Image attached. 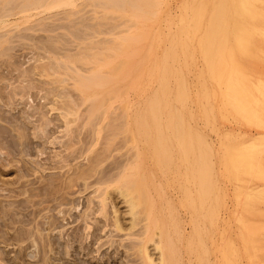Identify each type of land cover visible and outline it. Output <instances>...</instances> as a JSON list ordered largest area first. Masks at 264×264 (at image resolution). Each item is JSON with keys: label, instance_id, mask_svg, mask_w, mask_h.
I'll list each match as a JSON object with an SVG mask.
<instances>
[{"label": "rangeland", "instance_id": "374dc122", "mask_svg": "<svg viewBox=\"0 0 264 264\" xmlns=\"http://www.w3.org/2000/svg\"><path fill=\"white\" fill-rule=\"evenodd\" d=\"M11 1L12 3L15 2L14 0ZM241 1L156 0L154 7L150 8L151 12L146 13L142 9L138 14H133L130 11V7H124V10H127V12L125 11L122 14L115 9L105 12L99 0H70L69 5L56 4L55 2L49 6L48 3V8L42 9L41 15L33 18L30 17L31 19L29 18V14L26 20H24V17L27 15L10 17L9 20L12 21L23 16L22 20L18 18V21L9 23L6 28V24L3 25L0 22V35L8 30L11 31L9 43L7 42L8 44L0 47V98L5 102L3 103L0 100V111L2 110L0 115L4 114L6 119L12 118V116L22 118V111L34 112L35 116L43 111L42 113L45 114L44 118L48 119L47 124V120L44 121L45 119H43V122L46 124V126H43V123L41 124L43 129L40 122L38 125V122L34 121L35 118L34 120L30 118L34 122H28V120L25 126L27 129H23L24 131L20 128L14 129L8 123L0 120V264H145L138 259L139 257L134 254L131 248L129 249L135 240V232L138 234L141 226H137L134 230L132 229V232L128 231V227L130 229L129 224H131V216L127 214L128 206L124 203V199L120 197L119 189L112 183L114 179L116 180L122 169L121 166L126 164L128 158L134 161L135 164L133 163L127 172L129 175L132 174L131 176L134 179L137 178V181L135 180L137 185L135 186L136 182L133 184L142 193V197H145H140V192V195L137 194V191L134 193L140 203L143 202L139 205L140 214L137 220L141 222V225L143 223L149 228V236L145 238V242L147 243L146 246L149 253L152 255L151 258L155 259V263L157 262L159 253L154 250L153 241H158V239L164 248V256L170 262L169 264H176L179 254L183 261L187 257L188 244L183 237L180 239L179 231L186 228L185 224L188 223L187 188L188 186H199L197 183L198 178L195 182L188 175L191 153L186 148L192 145L190 143L200 146L202 145L200 144L201 142H205L207 150L204 153L203 160L207 168L206 175L210 179L206 186H233L234 184L238 186H253V182L264 184V174H261L263 175L261 176L255 173V176H253L252 172L254 171H251V176L256 178L259 175L260 178L258 177V179L260 180H255L249 176L250 172L244 174L245 176L249 174L247 177H241L237 174L239 176L237 178L233 175V173H237L235 169L242 165L240 162L242 160V157L240 158V155H242L241 151L238 155L234 154L235 156L237 155L235 158L239 162L231 158L226 170L224 172L223 169L220 170L223 150L228 149L233 153L235 152L234 149L238 148L237 150H239L241 145V142L236 140L233 135L224 134L221 130L228 126L229 123L251 127L250 119H252V117L249 118L251 116L250 113L246 114V112L250 110V103L247 102L251 101L254 54L251 51L253 48L250 49V47H253L251 43L253 17L251 16L252 18L250 19L249 15L252 13L247 14L248 12H245L247 9L240 10L242 6L239 7L238 4L247 0ZM8 2L9 0H1L0 3H5L4 5H6ZM227 4H237L238 6H228ZM96 5L99 7H96ZM214 5L215 10L213 8ZM2 6L3 4L0 5L1 9ZM217 8H222V10L227 12V15L225 14L224 17L225 24L223 30L226 32H223V34L221 32L212 33L210 30L212 26L211 22L215 18L212 14ZM241 16L244 17L242 18ZM244 18L247 19L245 20ZM38 21L42 22V25H39ZM179 21L182 23L180 24ZM16 22L19 23H17L18 26ZM3 26L4 28H2ZM43 26L46 30H43ZM178 28L181 29L178 30ZM241 30H244L245 33ZM94 31L97 33L94 34ZM127 32L132 37L137 35L133 37H137L133 41L136 43V49L134 48L135 45L131 49L133 54L135 53L134 51L138 50V53L136 52L137 56L134 54L136 57H133V54L131 56L129 54L115 59L113 51H107L105 47H121L119 36L126 37L128 36ZM145 35L148 36L147 39ZM74 36L78 38L84 36V38H76L78 39L76 40ZM224 38L226 39L225 42ZM237 39L239 43L242 39L244 44H247L245 47H249L251 43L248 51L243 44L237 43V45H234ZM249 40L250 42L248 43L247 41ZM137 41L142 43H137ZM107 42L108 46L107 44L104 45ZM223 42L225 46H223ZM89 43H93L90 44L91 50H86L89 49ZM96 43L98 48L97 46L95 47ZM100 44L101 47L99 46ZM79 45L80 48L78 47ZM238 45L241 46L238 48ZM233 46L234 48H232ZM9 47L10 49H8ZM221 48L222 50H220ZM240 48L245 49L242 51ZM67 49L70 50L67 51ZM163 50L165 51L163 52ZM56 51L60 53L57 54ZM50 52H53L54 56ZM67 54L68 56L69 54L71 55L70 57L74 64L76 62L80 63L74 65L72 62H65L66 58H61L62 64L56 61L58 56H67ZM91 54H98V59L100 57V60L83 66L81 61L85 63L86 59L92 58L91 56L93 55ZM236 54L238 58H236ZM79 57L81 60H78ZM231 57L232 60L234 59L233 61H229ZM118 58H120L121 62ZM130 59L133 60L130 61ZM260 59V66L264 68V55ZM227 62L228 65L225 64ZM60 65L65 66V68L63 66L59 67ZM223 65H226L228 68L226 69ZM98 66L103 67L98 68ZM78 67L86 71L84 72ZM93 67L98 68L99 71L97 72L103 75L108 74L112 76L115 73L113 76L118 75L120 77L122 75L123 79L126 78L125 81L122 79L121 84L117 87L119 89L118 94L110 92L107 89L106 91L103 87H93L85 93L80 92L75 84L77 82L75 79L79 80L77 75L80 73V75L86 76L84 78H87L90 75L87 70ZM223 69L224 72L222 73ZM238 70L242 74L240 72L235 73ZM125 71L127 72L126 77L124 76ZM138 72H140L139 75L137 74ZM100 73L98 74L101 75ZM232 75L234 77H229ZM244 76L247 77V82L243 78ZM232 78L234 80L237 78L238 82H234L238 83L237 85L232 83ZM239 81L241 82L240 84L244 85L240 87H246L244 89L247 95L245 98L248 97V100L242 101L243 107L240 102L236 108L234 107V110H236L234 111L233 106L227 105L228 102L229 104L231 102L227 100L228 96H224L230 94L228 93L229 91H234L238 87ZM21 82L27 85V89L25 88L26 90H24L26 93H24V98L16 97L13 102L11 101L10 104H7L8 93L13 90V87L19 86ZM223 83L225 85L228 84L227 87H223ZM126 84L128 85L126 86ZM231 85L233 88L230 87ZM180 86L182 92L179 90ZM224 88H226L227 92ZM134 89L141 91L139 97L141 101L149 100L150 98H154L153 100L150 99L152 101L155 98L160 99H156L157 101H162L160 111L158 108L153 109L154 113L158 111V115L153 113V115H157L156 118L153 115L151 117L152 109L146 108L144 104L141 105V110L145 106L141 111L144 113V115L142 114L144 118L142 121L154 123L157 120L158 122V116H160L162 118H159V123L163 124L166 131L160 137L158 136L159 138L156 137L157 135L148 132L138 137L139 158L137 162L134 160L136 159L137 150L133 148L134 144L131 142L130 136L116 134L124 121L122 112L125 105L120 104V99H124L125 97L132 99L128 111L129 113H132L134 110L133 113L137 112L136 109L139 104L136 101L137 96H135ZM153 90H155V93L152 92ZM107 92L108 94H106ZM185 93L186 96H183ZM100 96L102 97L100 98ZM95 98L98 99L95 100ZM244 102H246V105ZM108 103L112 105L109 112L104 107ZM95 105L97 107L102 105V108L90 117L89 110ZM239 105L241 107L239 109H245L247 106L248 108L243 112L238 109ZM69 107L74 108L73 110L76 109L77 116H68L69 119L67 120L71 122L67 126L61 114L65 112L64 110H69ZM175 109H177L180 115L178 112L175 113ZM243 116L244 118H241ZM184 120L187 121L186 124ZM16 122L19 124L18 120ZM206 122L207 124L209 123L208 127ZM178 123H183L184 126L186 125V128L188 125H191V129H188L193 132L190 134L189 130L185 128L186 131L183 132H187V135L184 134L183 137H178L179 139L181 138L180 142L179 139L173 136L171 130L173 124ZM195 124L199 125L200 130L197 131L194 128ZM98 129H100V133ZM115 134L116 136L113 138ZM191 135L192 137H190ZM161 137L165 140L162 141ZM182 138L187 140V145L186 141ZM11 139L17 145L12 146ZM247 139V137H244L242 140L247 142ZM182 140L184 143H182ZM116 142L117 144H115ZM160 143L165 147H161ZM182 144L183 146L185 144V149L182 147ZM14 147H17L16 150L12 149ZM163 148L167 152H161ZM24 149L27 153L24 152ZM160 149L161 151H159ZM245 151L249 153L251 145L246 144ZM244 153L242 155L243 159L244 155L247 154L246 152ZM205 160L207 161L205 162ZM231 160L236 162V164L234 163L232 166L230 164L233 163ZM230 168L231 170H229ZM257 172L259 171L257 170ZM232 176L233 178H231ZM140 178H142V184L138 182V180L141 181ZM240 179L242 181L239 182ZM108 181H112L108 189L104 185L99 186V183H109ZM102 188L106 189L107 196L109 195L106 203V216H102L99 211L101 203L99 199L100 195L98 194L102 193ZM241 194H243L242 199L244 196H246L244 197L245 200L246 198L247 200L249 199L247 197L249 196L248 191H244ZM154 213L155 218L153 217ZM142 214L145 215L143 216ZM244 215L245 218L251 221H256L259 218L249 212ZM115 219L119 221L122 230L118 231L113 227ZM262 221L264 223V220ZM154 222L157 227H154ZM256 233L258 231L254 233V238L252 239H256L257 244L255 242L253 245L258 247L259 243H264L262 242L264 241V233L260 231L258 233L259 236H255ZM261 236L263 237L260 241ZM169 239L171 244L168 243ZM252 242L254 243L253 240ZM210 243L211 240L206 241V245H210ZM169 245H171V249ZM263 251L258 248L256 253L259 256L263 254ZM172 261L175 262L173 263Z\"/></svg>", "mask_w": 264, "mask_h": 264}, {"label": "bare ground", "instance_id": "6f19581e", "mask_svg": "<svg viewBox=\"0 0 264 264\" xmlns=\"http://www.w3.org/2000/svg\"><path fill=\"white\" fill-rule=\"evenodd\" d=\"M4 1V0H3ZM8 1V0H6ZM15 4L12 3L11 0H9L8 3H6V5H4L5 3H2L3 6H2V9L0 8V22H2L3 25L6 24L5 28L8 27L7 25L13 21H18V18L14 19V20H9L10 17H16L18 15H27L26 17H24L26 20L28 18V14H29V18L30 17H35V16H39L41 15L42 13V9L44 8H48V3H49V6L50 4L52 3H55L58 4L60 3L61 5L62 4H65V5H69L70 4V0H20L18 2H16V0H14ZM98 1V0H97ZM101 1V5L103 7V10L105 12L109 11L110 10H118L120 11L122 14L125 13V11L127 12V10H124V7L125 8H129L130 7V11L133 13V14H138L139 11L142 9L144 10V12L148 13L151 9L150 8H153L154 7V2L156 0H99ZM239 1V0H237ZM241 1V0H240ZM245 1V0H243ZM1 2V0H0ZM225 2V1H223ZM242 2V1H241ZM226 3V2H225ZM230 3V2H229ZM239 3V2H238ZM237 3V4H238ZM0 3V5H2ZM9 4V5H8ZM157 4V3H155ZM235 4V5H230V4H227L228 6H238L242 8L241 9H247L245 10V12L247 11L249 14L250 12L252 14H250V19L253 17V21H252V38H251V43L253 45V47H250L253 48V50L251 49V51H253V54H254V60H253V73H252V84H251V94L250 92L247 91V93L250 94L251 96V101L247 102V103H250V110L249 112H246L247 113H250V117H252V119H250L251 121V127H244V126H240V125H232V123H229L228 126L224 127V129H222V133L224 134H231L234 136V138L236 140H239L241 142V145H240V149L237 150L238 148H235L234 151L232 153V151L228 150V149H224L223 150V154L222 155V159H221V162H220V170L223 169V172L226 170V167H227V164L229 163L230 159L233 158V160H235L236 162L238 161L237 158H235L241 151V154H245L244 152L247 153V151H245V145L248 144V145H251V151L249 153H247L246 155H244V159H243V156L240 155V158L243 160H241V166L240 167H235L237 170V173L235 171L236 174L233 173L234 176H236L237 178L239 176L243 177L245 176L244 174L245 173H249L248 175L251 176L252 173L254 174L253 176H255V173L261 175V174H264V68H262L260 66V62H261V59L260 57L262 55H264V0H247L243 3H240V4ZM98 5H100L98 3ZM96 5V7L98 6ZM224 5V4H222ZM226 5V7H227ZM127 6V7H126ZM159 6V5H158ZM99 7V6H98ZM162 7V6H161ZM244 7V8H243ZM51 8V7H49ZM160 8V7H159ZM214 10H215V5H214ZM224 9V8H223ZM226 10V9H225ZM242 10V11H243ZM155 11V10H154ZM227 11V10H226ZM229 11V10H228ZM93 12V10H92ZM99 12V11H98ZM103 12V11H102ZM108 12V13H109ZM151 12V11H150ZM188 12V11H187ZM214 12V11H213ZM245 12H244V16H245ZM74 13V12H73ZM76 13V12H75ZM114 13V12H113ZM227 12H225L224 10H222V8H217V10L212 14L214 15V21L211 22V32L214 33V32H218V33H222L223 32L225 33L226 31H223L224 30V17H225V14ZM240 13V12H239ZM242 13V12H241ZM69 15V14H68ZM77 15V14H76ZM95 15V14H94ZM129 15V14H128ZM165 15V14H164ZM188 15V14H187ZM211 15V14H210ZM227 15V14H226ZM241 15V14H240ZM74 16V15H73ZM142 16V15H141ZM154 16V15H153ZM173 16V15H172ZM180 16H182L180 14ZM185 16V15H184ZM230 16V14H229ZM244 16H241L242 18ZM252 16V17H251ZM23 17V16H22ZM22 17L20 18L22 20ZM93 17V16H92ZM136 17V16H135ZM246 17L248 18V16L246 15ZM12 18V19H13ZM98 18V17H97ZM141 18V17H140ZM179 20H180V17L178 16ZM182 18V17H181ZM184 18V17H183ZM234 18V17H233ZM246 18V19H247ZM31 19V18H30ZM29 19V20H30ZM94 19H96L94 17ZM188 19V17H187ZM245 19V18H244ZM245 19V20H246ZM249 19V18H248ZM21 20H19L21 22ZM41 20V19H40ZM148 20V19H147ZM213 20V19H212ZM226 20V19H225ZM228 20V19H227ZM28 21V20H27ZM42 21H44L42 19ZM46 21V20H45ZM135 21V20H134ZM169 21V20H168ZM182 21V20H181ZM230 21V20H229ZM228 21V22H229ZM39 22V25L42 23L40 21ZM178 22V20H177ZM15 23V22H14ZM18 22H16L17 24ZM180 23V21H179ZM182 23V22H181ZM180 23V24H181ZM13 24V23H12ZM19 24V23H18ZM17 24V26H18ZM75 24V23H74ZM138 24V23H137ZM184 24V22H183ZM187 24V23H186ZM198 24V23H197ZM209 24V23H207ZM229 24V23H228ZM11 25V24H10ZM9 25V26H10ZM15 25V24H13ZM37 25V24H36ZM42 25V24H41ZM76 25V24H75ZM83 25V24H82ZM139 25V24H138ZM137 25V26H138ZM166 25V24H165ZM200 25V24H199ZM205 25V23H204ZM231 25V24H230ZM246 25V24H245ZM1 26V24H0ZM12 26V25H11ZM145 26V25H144ZM177 26V25H176ZM179 26V25H178ZM35 27V26H34ZM38 27V26H37ZM36 27V28H37ZM77 27V26H76ZM143 27V26H142ZM180 27V26H179ZM183 27V25H182ZM181 27V28H182ZM229 27V26H228ZM227 27V28H228ZM238 27V26H237ZM4 28V26L2 27ZM16 28V27H15ZM58 28V27H57ZM55 28V29H57ZM137 28V27H136ZM135 28V29H136ZM181 28H178V30H180ZM195 28V27H194ZM226 28V30H227ZM39 29V28H38ZM44 26H43V30H44ZM48 29V28H47ZM133 29V28H132ZM134 29V30H135ZM142 29V28H141ZM148 29V28H147ZM177 29V28H176ZM32 30V29H31ZM40 30V29H39ZM46 30V29H45ZM93 30V29H91ZM100 30V29H99ZM149 30V29H148ZM170 30V29H169ZM174 30V29H173ZM73 31V30H72ZM97 31V30H96ZM140 31V30H139ZM167 31V30H166ZM187 31V30H186ZM229 31V30H227ZM234 31V30H233ZM232 31V32H233ZM241 31H244V30H241ZM247 31V30H246ZM74 32V31H73ZM99 32V31H98ZM174 32V31H172ZM97 33V32H96ZM95 31H94V34H96ZM104 33V32H102ZM106 33V32H105ZM128 33V32H127ZM131 33V32H130ZM138 33V32H137ZM147 33V32H146ZM176 33V32H175ZM186 33V32H185ZM239 33V32H238ZM241 33V32H240ZM245 33V31H244ZM107 34V33H106ZM123 34H124V31H123ZM167 34V33H166ZM235 34V33H234ZM243 34V33H241ZM247 34V32H246ZM11 35V31H6L4 34H1L0 35V47H2L4 44H8L9 43V36ZM128 36L126 37H120L119 36V39H121V47L119 46V48H112V47H109L108 46V42L105 43L104 45L107 44L108 47H105V50L107 51H110L112 52L114 55L113 57L115 59H117V57L119 56H127L130 54V56L133 54V51H131L132 47L136 44L134 43L133 41H135V38H133L134 36H137V35H134L132 37L131 34H127ZM210 35V34H209ZM248 35V34H247ZM251 35V34H249ZM122 36V35H121ZM146 36V35H145ZM175 36V35H174ZM182 36V35H181ZM228 36V35H227ZM245 36V34H244ZM75 37V36H74ZM88 37V35H87ZM139 37V35H138ZM157 37V36H156ZM162 37V36H161ZM164 37V36H163ZM166 37V36H165ZM168 37V35H167ZM185 37V36H184ZM189 37V36H188ZM237 38H239L238 36H235ZM246 37V36H245ZM250 37V36H249ZM78 38L77 36L75 37V39ZM81 38H84V36L82 37H79L78 39H81ZM148 38V36H146V39ZM76 39V40H78ZM117 39V38H116ZM85 40V39H83ZM111 40V39H110ZM137 40V39H136ZM165 40V39H164ZM177 40V39H176ZM186 40V39H185ZM238 40V39H237ZM237 40L235 41L236 44L234 45H237V43H239V40L237 42ZM107 41V40H106ZM105 41V42H106ZM166 41V40H165ZM178 41V40H177ZM226 41V39L224 38V42ZM245 41V40H244ZM8 42V43H7ZM101 42V41H100ZM112 42V41H111ZM110 42V43H111ZM223 42V44H224ZM229 42V41H228ZM242 39H241V42L239 44H243L244 47L247 45V44H244V42L242 43ZM248 43L250 42L247 41ZM246 42V43H247ZM83 43V42H81ZM103 43V42H102ZM101 43V44H102ZM137 43H142V42H138ZM78 44V43H77ZM76 44V45H77ZM80 44V43H79ZM90 44H93V43H89V49H86V50H91L90 48ZM99 44V43H98ZM101 44L99 45L101 47ZM194 44V43H193ZM192 44V45H193ZM75 45V47H76ZM81 45V44H80ZM80 45L78 46L80 48ZM83 45V44H82ZM228 45V44H227ZM7 46V45H6ZM85 46V44H84ZM86 46H87V43H86ZM97 46V43L95 45V47ZM117 46V45H116ZM139 46V45H138ZM137 46V47H138ZM190 46V45H189ZM207 46V45H206ZM225 46V44L223 45ZM222 46V47H223ZM241 46V45H240ZM238 45V48L240 47ZM94 47V46H93ZM136 47V45L134 46V48ZM194 47V46H193ZM228 47V46H227ZM243 47V46H242ZM249 47H245L247 48V51H248V48ZM98 48V46H97ZM189 48V47H188ZM225 48V47H224ZM234 48V46L232 47ZM237 48V47H236ZM245 48H240V50H244ZM10 49V47L8 48ZM7 49V50H8ZM66 49V48H65ZM93 49H96V48H93ZM92 49V50H93ZM136 49V48H135ZM142 49V48H141ZM166 49V48H165ZM6 50V51H7ZM70 50V49H67V51ZM78 50V49H77ZM100 50V49H99ZM222 50V48L220 49ZM225 50V49H223ZM84 51V50H83ZM96 51V50H95ZM140 51V50H139ZM165 50H163L164 52ZM57 52V51H56ZM101 52V51H100ZM135 55L137 56V53H138V50L134 51ZM137 52V53H136ZM175 52V51H174ZM224 52V51H223ZM230 52V50H229ZM238 52V51H237ZM51 53V52H50ZM60 53V52H59ZM57 52V54H59ZM93 53V52H92ZM97 53V52H96ZM95 53V54H96ZM119 53V54H118ZM191 53V52H190ZM231 53V52H230ZM243 53V52H242ZM51 54H53L54 56V53L52 52ZM82 54V53H81ZM95 54H91L93 56H91L92 58H89V59H86L85 60V63H83L81 61V63L84 65L86 64H90V63H93V61H97V60H100V57L98 59V54L95 55ZM101 54V53H100ZM99 54V55H100ZM108 54V53H107ZM132 55L133 57L135 55ZM224 54V53H223ZM238 54V53H237ZM237 54H236V58L237 57ZM252 54V53H251ZM56 55V54H55ZM88 55V54H87ZM86 55V56H87ZM241 55V54H240ZM57 56V55H56ZM61 56V55H60ZM68 56V54H67ZM62 56V57H59L56 59V61H59L61 63V58H66L65 59V62H72V58L70 57L71 55L69 54V56ZM75 56V55H74ZM89 56V55H88ZM97 56V57H96ZM135 56V57H136ZM76 57V56H75ZM78 57V56H77ZM83 57V56H82ZM112 57V58H113ZM174 57H175V54H174ZM213 57V56H212ZM60 58V60H59ZM110 58V57H109ZM113 58V59H114ZM124 58V57H123ZM122 58V59H123ZM225 58V57H224ZM241 58V56H240ZM239 58V59H240ZM85 59V57H84ZM120 58H118L119 60ZM208 59H210V57H208ZM229 59V57H228ZM238 59V60H239ZM242 59V58H241ZM52 60V59H51ZM55 60V59H54ZM78 60H81L80 57ZM83 60V59H82ZM109 60V59H108ZM133 60V59H132ZM130 59V61H132ZM143 60V59H142ZM206 60V59H205ZM225 60V59H224ZM223 60V62H224ZM234 60V59H233ZM232 60V57L229 61H233ZM77 61V60H75ZM120 61V60H119ZM126 61V60H124ZM139 61V60H137ZM165 61V60H164ZM211 61V60H210ZM64 62V63H65ZM105 62V61H104ZM118 62V61H117ZM121 62V61H120ZM226 62V60H225ZM63 63V64H64ZM74 64V62H72ZM77 63H80V62H76L74 65H77ZM125 63V62H124ZM133 63V62H132ZM138 63V62H137ZM239 63V62H238ZM58 64V63H57ZM62 64V63H61ZM67 64V63H65ZM103 64V63H101ZM131 64V63H130ZM165 64V63H164ZM228 65V62L225 63ZM230 64V62H229ZM236 64V63H235ZM96 65V64H95ZM99 65V64H98ZM104 65V64H103ZM106 65V64H105ZM116 65V63H115ZM123 65V64H121ZM233 65V64H232ZM231 65V66H232ZM241 65V64H240ZM63 65H60L59 67H61ZM69 66V65H68ZM88 66V65H87ZM118 66V65H117ZM144 66V65H143ZM207 66H208V63H207ZM224 67H226V69L228 68L226 65H223ZM239 66V65H238ZM65 68V66H63ZM70 67V66H69ZM99 67H103V66H98ZM108 67V66H107ZM114 67V66H113ZM128 67V66H126ZM138 67V66H137ZM136 67V68H137ZM230 67V66H229ZM75 68V67H73ZM77 68V66H76ZM79 69H81L80 67H78ZM98 68H89L88 73H90V75L87 77V78H84L86 76H83V75H77L79 80L76 78L75 81L77 80V82L75 83L76 84V87L80 90V92H87V90H90L92 89L93 87L97 88V87H103L105 88V90H110V92H116V94H118V86L119 84H121L122 82V79H123V76L122 78L120 79V77L118 75H114L115 73H111L112 76L110 75H103L101 74L100 72H97L99 71ZM111 68V67H110ZM119 68V67H118ZM135 68V69H136ZM207 68V67H206ZM233 68V66H232ZM240 68V67H238ZM242 68V67H241ZM101 69V68H100ZM114 69V68H113ZM121 69V68H120ZM130 69V68H129ZM157 69V68H156ZM164 69V68H163ZM166 69H167V65H166ZM230 69V68H229ZM77 70V69H76ZM82 71H86V70H83L81 69ZM116 70V69H115ZM124 70V69H123ZM122 70V71H123ZM215 70V69H214ZM222 70V69H221ZM235 70V69H234ZM45 71V70H44ZM56 71V70H55ZM72 71H74L72 69ZM101 71V70H100ZM131 71V70H130ZM158 71H159V68H158ZM220 71V69H219ZM232 71V70H231ZM75 72V71H74ZM120 73V71H118ZM141 72V71H140ZM138 72L137 74L139 75ZM164 72V71H163ZM167 72V70H166ZM224 72V69L222 71V73ZM240 70H238V72L235 71V73H239ZM87 73V74H88ZM98 73H100L101 75H99ZM118 73V74H119ZM122 73V72H121ZM126 71H125V74L124 76L126 75ZM134 73V71H133ZM218 73V71H217ZM221 73V72H220ZM230 73V71H229ZM233 73V72H232ZM241 73V72H240ZM210 74V73H209ZM242 74V73H241ZM42 75V74H41ZM40 75V76H41ZM44 75V74H43ZM165 75V74H163ZM216 75V74H215ZM231 75V74H229ZM71 76V75H70ZM209 76V75H208ZM228 76V75H227ZM239 76V75H238ZM243 76V75H242ZM247 76V75H246ZM21 77V76H20ZM23 77V75H22ZM21 77V78H22ZM126 77V76H125ZM166 77V76H165ZM216 77V76H215ZM217 77H218V74H217ZM223 77V75H222ZM229 77H234L233 75L232 76H229ZM237 77V76H236ZM141 78V77H140ZM240 78V77H239ZM243 78H247V77H243ZM242 78V79H243ZM251 78V77H250ZM70 79V78H69ZM128 79V78H127ZM137 79H139L137 77ZM218 79V78H217ZM221 79V78H220ZM236 80H234L232 78V83H234L235 81H237V78H235ZM62 80V79H61ZM73 80V79H72ZM124 81L126 80V78L123 79ZM164 80V79H163ZM219 80V79H218ZM216 80V81H218ZM224 80V79H223ZM234 80V81H233ZM240 80V79H238ZM227 81V79H226ZM225 81V82H226ZM247 82V79L245 80ZM63 82V81H61ZM129 82V81H128ZM182 82V81H181ZM179 82V83H181ZM223 82V81H222ZM224 82V83H225ZM238 82V81H237ZM244 82V83H246ZM223 83V84H224ZM229 83V82H228ZM241 82L239 81V85L237 88H235V90L232 92H229L230 94H226L224 97L228 96L227 100L228 101H231L230 104L229 102L227 103V105H230V106H233V110L236 108V106L240 103L241 106L243 107V103L242 101L243 100H248V97L245 98L247 95L245 93L246 90H244L246 87H240L241 85L243 84H240ZM13 84V83H11ZM63 84V83H62ZM226 84V83H225ZM223 87H227V85H225ZM236 84V83H234ZM233 84V85H234ZM238 84V83H237ZM236 84V85H237ZM108 85V86H107ZM128 84H126L127 86ZM221 85V84H220ZM248 85V84H247ZM246 85V86H247ZM125 86V84H124ZM166 86V85H165ZM244 86V85H243ZM229 87V86H228ZM230 87L233 88V86L231 85ZM249 87V86H248ZM27 89V85L23 84L21 82V84L19 86H16L15 88L13 87L9 93H8V96H7V104H10L11 101L13 102L14 99H16V97H22V99L24 98V93ZM94 88V89H95ZM167 89H169L168 87H166ZM176 88V87H175ZM243 88V89H242ZM156 89V88H155ZM179 89V88H177ZM226 88H224L225 90ZM229 89V88H228ZM98 90V89H97ZM106 90V91H107ZM124 90V88H123ZM157 90V89H156ZM181 91V86H180V89ZM223 90V91H224ZM24 91V92H23ZM128 91V90H127ZM163 91V90H162ZM178 91V92H180ZM209 91V90H208ZM221 91V90H220ZM227 92V90H225ZM224 91V92H225ZM94 92V91H93ZM153 93H155V90L152 91ZM175 92V91H174ZM182 92V91H181ZM184 92V91H183ZM225 92V93H226ZM53 93V92H52ZM134 93H135V96H137L136 98V101L137 103L139 104V106L137 107V112L135 113H129L128 109H130V106L129 104L131 103V100L132 99H129L128 97H125L124 99H120L121 102L120 104H124L125 106H123V109L124 111L122 112V118H123V122L122 124L120 125V128L117 130L116 134L118 133L119 135H124V136H130V139H131V142L134 144V147L135 150H137V155H136V159H134L136 162L139 158V153H138V148H139V142H138V137L139 136H142L145 134V132H148V133H153L154 135H157L156 137L159 138L163 133H165L166 131L164 130V127H163V124L162 123H159V118H162L160 116H158V122L157 120L154 121V123H147L146 121H142L144 118L142 117V114L144 115V113H142L141 111L143 110V107L142 110H141V105H146V108H150L152 109V113H151V117L156 116L158 115V111H156L157 113H154L153 109H157L158 110L161 108V104H162V101H157V100H160L158 98H155L154 101L152 100H144V101H141L140 100V95H141V91L137 90V89H134ZM222 93V92H221ZM26 94V93H25ZM101 94V93H100ZM99 94V95H100ZM108 94V92L106 93ZM181 94V93H180ZM190 94V93H189ZM103 95V93H102ZM175 95V94H174ZM182 95V94H181ZM180 95V96H181ZM56 96V95H55ZM90 96V95H89ZM96 96V95H94ZM129 96V95H128ZM152 96V95H151ZM154 96H156L154 94ZM153 96V97H154ZM183 96H186V93L185 95L183 94ZM213 96V95H212ZM57 97V96H56ZM97 97V96H96ZM102 96H100L101 98ZM108 97V96H107ZM157 97V96H156ZM90 98V97H89ZM99 98V97H98ZM98 98H95L98 99ZM115 98V97H114ZM62 99V98H61ZM67 99V98H66ZM116 99V98H115ZM118 99V98H117ZM157 99V100H156ZM203 99V98H202ZM214 99V98H213ZM0 100H2L1 102H3V99L0 98ZM20 100V99H19ZM69 100V99H68ZM86 100V98H85ZM94 100V101H95ZM174 100V98H173ZM176 100V99H175ZM225 100V99H223ZM9 101V102H8ZM114 101V99H113ZM157 101V103H156ZM210 101V100H209ZM226 101V100H225ZM91 102V100H90ZM98 102V101H97ZM96 102V103H97ZM101 102V101H99ZM119 102V101H118ZM5 103V102H3ZM95 103V102H94ZM106 103V102H105ZM226 103V102H225ZM246 102H244L245 104ZM78 104V103H77ZM99 104V103H98ZM232 104V105H231ZM76 105V104H75ZM104 105V104H103ZM246 105V104H245ZM92 107V106H91ZM106 111L109 112V110H111L112 108V105L111 103H108L107 105L104 106ZM229 107V106H228ZM235 107V108H234ZM64 108V107H63ZM70 108V107H69ZM102 108V105L101 106H94L92 107L90 110H89V116L91 117L93 114H95V112L99 111L100 109ZM220 108V107H219ZM241 108L240 105L238 106V109ZM248 108V106H247ZM247 108H242V109H239L241 111H246ZM14 109V108H13ZM30 109V108H29ZM74 108H70L69 110L66 109L64 110L65 112H63L61 114L62 118L64 119V123H66V125L68 126L69 125V119L68 116H77V113H76V109L73 110ZM237 109V110H238ZM16 110V108H15ZM31 110V109H30ZM43 110V109H42ZM52 110V109H51ZM86 111V109H84ZM238 110V111H239ZM2 111V110H1ZM0 111V112H1ZM102 111V110H101ZM160 111V110H159ZM173 111V110H172ZM175 113H177V109H175ZM216 111V110H215ZM236 111V110H234ZM240 111V113H241ZM21 112V111H20ZM22 118H16V116H12V118H7L4 116V114H1L0 115V120L1 121H4V123H8L9 126H12V128H20V129H27L25 128L26 126V122H38V125H39V122H40V125L42 124L43 126H46V124L48 123V119H45L44 118V115L41 111V113H38L37 116H35V113L34 112H24L22 111ZM107 112V113H108ZM121 112V111H120ZM4 113V112H3ZM37 113V111H36ZM154 114H157V115H153ZM171 113V112H170ZM222 113V112H221ZM238 113V112H236ZM109 114V113H108ZM121 114V113H119ZM179 114V112H178ZM177 114V115H178ZM20 115V114H19ZM153 115V116H152ZM161 115V114H160ZM171 115V114H170ZM180 115V114H179ZM105 116V115H104ZM237 116V115H235ZM239 116V115H238ZM25 117H26V120H25ZM47 117V115H46ZM81 117V116H80ZM89 117V118H90ZM183 117V116H181ZM30 118H32L34 121H31ZM73 118V117H72ZM82 118V117H81ZM176 118V117H175ZM174 118V119H175ZM241 118H244L241 117ZM246 118V117H245ZM247 117V119H249ZM43 119H45L44 121L47 120L46 124L43 122ZM173 119V120H174ZM177 119V118H176ZM246 119V120H247ZM16 120H18L19 124L16 122ZM182 120V119H181ZM205 120V119H204ZM246 120H244L246 122ZM170 121V120H169ZM186 120H184L185 122ZM202 121V120H201ZM206 121V120H205ZM35 122V123H36ZM89 122V121H88ZM120 122V121H119ZM157 122V123H155ZM183 122V123H184ZM231 122V120H230ZM182 124H173V126L171 127V130H172V134L173 136L176 138V139H179L178 137H183L184 134L187 135V132H183V131H186V130H189V133L192 134L193 132L190 130V126L188 125V127L186 128V125L184 126ZM187 123V121L185 122V124ZM45 124V125H44ZM89 124V123H88ZM109 124V123H108ZM198 124V123H197ZM195 124V129L198 131L200 130L199 128V125ZM249 124V123H248ZM249 124V125H250ZM30 125V124H29ZM37 125V124H36ZM35 125V126H36ZM41 125V126H42ZM50 125V124H49ZM113 125V124H112ZM111 125V126H112ZM182 125H183V128H182ZM206 125L208 127L209 123L207 124L206 122ZM247 125V124H246ZM43 126L41 128H43ZM215 126V125H214ZM40 127V126H39ZM113 127V126H112ZM107 128V127H106ZM111 128V127H110ZM109 128V129H110ZM116 128V127H115ZM118 128V127H117ZM168 128V127H167ZM186 128V130H185ZM190 128V129H188ZM36 129V128H35ZM44 129V128H43ZM114 129V127H113ZM6 130V129H5ZM21 130V132H22ZM116 130V129H114ZM113 130V131H114ZM24 131V130H23ZM99 133H100V129H98ZM21 132H19L21 134ZM110 132H111V129H110ZM23 133V132H22ZM105 133V132H104ZM218 133V132H217ZM19 134V135H20ZM109 134V133H108ZM114 134V133H113ZM116 134L114 135L113 138H115ZM196 134V133H195ZM23 135V134H22ZM112 135V133H111ZM177 135V136H176ZM223 135V134H222ZM21 136V135H20ZM159 136V137H158ZM189 136V134H188ZM203 136V135H202ZM227 136V135H226ZM46 137V136H45ZM155 137V138H156ZM164 137V136H163ZM192 137V135L190 136ZM244 137H247L248 139V143L247 142H244L242 139ZM186 138V136H185ZM189 138V137H188ZM220 138V137H219ZM231 138V137H230ZM138 139V140H137ZM162 139V137L160 138ZM184 139V138H182ZM187 139V138H186ZM184 139L186 141V145L188 144L187 143V140ZM191 139V138H190ZM189 139V140H190ZM223 139V138H222ZM106 140V139H105ZM159 140V139H158ZM165 139H162V141H164ZM246 140V139H245ZM2 141V140H1ZM12 141V139H11ZM14 141V140H13ZM11 142V145L15 146L17 145L14 142ZM161 141V142H162ZM181 141V138L179 139V142ZM204 141V140H203ZM77 142V141H76ZM119 142V141H118ZM192 142V141H190ZM73 143V142H72ZM164 143V142H163ZM182 143L183 140H182ZM117 144V142L115 143ZM132 144V145H133ZM159 144V143H158ZM161 144V147H165L162 143ZM176 144V143H175ZM192 144L190 147L186 148L189 149L190 153H191V156H190V167L188 168V175H189V178H192L193 181L196 182V179L198 178V185L199 186H188L187 188V203H188V223L185 224L186 225V228H183L179 231L180 233V239L181 237H183L185 240H186V243L188 244V251H187V257H186V260H182V258L180 257V254L178 255V259H176V264H264V251H263V254L261 255H257V251H258V248L259 249H262L264 250V243H259V246H255L253 244H255L256 242V239H252L254 238V233L258 231V233L260 231H262L264 233V223L262 220H264V184L262 183H256V182H253V186H238L237 184H234L233 186H206L207 183L209 182L210 179H208L207 175H206V164L204 163V153L205 151L207 150L206 149V146H205V142H201L200 146H198L196 144V146L193 144V143H190ZM124 145V144H122ZM166 145V144H165ZM71 146V145H70ZM185 146V144H184ZM183 144H182V147L184 148ZM213 146V145H212ZM236 146V145H235ZM234 146V147H235ZM18 147V146H17ZM16 147V148H17ZM21 147V146H20ZM79 147V146H78ZM119 147V146H118ZM122 147V146H121ZM120 147V148H121ZM242 147V148H241ZM16 148H12L13 150ZM76 148V147H75ZM80 148V147H79ZM166 148H168L166 146ZM182 148V149H183ZM23 149V148H22ZM68 149V148H67ZM156 149V148H155ZM185 149V148H184ZM237 150V151H236ZM248 150V148H247ZM22 151V150H21ZM66 151V150H65ZM103 151V150H102ZM161 151V149L159 150ZM165 151L164 148L161 152ZM184 151V150H183ZM18 152V151H17ZM24 152H25V149H24ZM167 152V151H165ZM171 152V151H169ZM185 152V151H184ZM243 152V153H242ZM27 153V151L25 152ZM72 153V152H71ZM173 153V152H172ZM209 153V152H208ZM79 154V153H78ZM101 154V153H100ZM169 154V153H168ZM185 154V153H183ZM234 154H237L236 156ZM188 155V154H187ZM234 155V157H232ZM72 156V155H71ZM78 156V155H77ZM96 156V155H95ZM159 156H163V155H159ZM186 156V155H184ZM61 157V156H60ZM239 157V156H238ZM166 158V157H165ZM170 158V157H169ZM184 158V157H183ZM186 158V157H185ZM209 158V157H208ZM188 159V158H187ZM160 160V159H159ZM207 160H205L206 162ZM209 161V160H208ZM232 161V160H231ZM233 163H230L233 164L236 162L232 161ZM239 162V161H238ZM62 163V162H61ZM135 164L134 161H132L131 159L126 161V164L121 166L122 169L121 171L119 172L118 176L116 177V180L114 179V185L117 187V189H119V194H120V197H122L124 199V203L128 206V210H127V214L129 216H131V224H129L130 226V229L128 227V231L130 230L132 232V229L134 230V228H137V226H141L140 228V232H138V234H134L135 236V243L133 245H130L129 249L131 248V250L134 251V254L139 257L138 259H140V261L142 263H145V264H167V259L166 257L164 256V248L160 242V240L158 239V241H153L154 244H153V247L155 248L154 250L158 251L159 253V257L157 258V262L155 263V259H153V257L151 258V254L149 253L148 249H147V243L145 242V238H148L149 234V228L148 226L144 225L142 223L141 225V222H139L137 219H139V205H141L142 203H140L139 199L136 198V196L134 195V193H136L135 191H137L140 195V191H138L136 189V185H137V178H133V176L129 175L127 170L129 171V168L132 164ZM200 163V164H199ZM212 163V162H211ZM121 164V163H120ZM205 164V165H204ZM238 164V163H237ZM82 166V165H81ZM134 166V165H133ZM137 166V165H136ZM76 167V166H75ZM132 167V166H131ZM240 168V169H239ZM91 169V168H90ZM105 169V168H104ZM233 169V168H232ZM231 170V168L229 169ZM257 170L259 172H257ZM251 171H254L251 173ZM84 172V171H83ZM127 172V173H126ZM261 172V173H260ZM136 174H138L137 172H135ZM239 176H238V175ZM256 174V175H257ZM143 175V174H142ZM248 175H246L245 177H247ZM258 175V177H259ZM101 176V175H100ZM116 176V175H115ZM114 176V177H115ZM251 176V177H253ZM263 176V175H261ZM137 177V176H136ZM142 177V176H140ZM258 177L256 176V178H254L255 180H260L258 179ZM103 178V177H102ZM233 178V176L231 177ZM260 178V177H259ZM145 179V178H144ZM236 179V178H235ZM136 180V181H135ZM141 181L138 180V182H140L142 184V178H140ZM264 180V179H263ZM134 181V182H133ZM242 181L241 179L239 180V182ZM109 183L107 182H101L99 183V186H105L106 189H108L111 185V182L108 181ZM136 182V184H135ZM237 182V181H236ZM135 186H134V184ZM244 183V182H243ZM251 183V182H249ZM140 185V184H139ZM135 187V188H134ZM138 187V186H137ZM160 187V186H159ZM146 188V187H144ZM168 188V187H167ZM103 191L101 194H98L100 195L99 196V199H100V206L101 208H99V211H100V214H102V216H106V203H107V200H108V196H107V190L104 188H102ZM111 189V188H110ZM116 189V190H117ZM140 190V188H138ZM147 189V188H146ZM100 190V189H99ZM157 192V190H155ZM244 191H248L249 192V196H247L249 199L245 200L244 196L243 199H242V195L241 194L242 192ZM140 192V193H139ZM171 192V191H170ZM136 194V195H137ZM139 195H137L139 197ZM97 197V196H96ZM140 197H142V193L140 195ZM142 198H145V197H142ZM149 198V197H148ZM151 198V197H150ZM242 199V200H241ZM143 200V199H142ZM145 200V199H144ZM180 200V199H179ZM148 202V201H147ZM168 205V204H167ZM172 205V204H171ZM94 206V205H93ZM126 206V207H127ZM145 208V207H144ZM145 210V209H144ZM150 210V209H149ZM144 212V211H143ZM150 212V211H148ZM250 213V214H253L255 215L256 217H259L257 218L256 221H251L250 219H247L245 218L244 214L246 213ZM86 213V212H85ZM99 214V213H98ZM186 214V212H185ZM143 215V214H142ZM145 215V214H144ZM143 215V216H144ZM148 215V213H147ZM155 213L153 214V217L155 218L156 216H154ZM87 216V215H86ZM87 219V218H86ZM157 219V218H156ZM156 219H155V222H156ZM146 220V219H145ZM86 221V220H85ZM115 223H114V226L115 227V230H122V226L119 224V221L117 219L114 220ZM113 221V222H114ZM154 221V219H153ZM159 221V220H158ZM162 221V220H161ZM177 221V220H176ZM139 222V223H138ZM155 222L153 223V225H155ZM179 222V221H178ZM261 222V224L259 225V223ZM157 224V223H156ZM181 225V224H180ZM184 225V224H183ZM154 227H157V225H155ZM167 227V225H166ZM139 229V228H138ZM137 229V231H139ZM156 230V229H155ZM158 230V228H157ZM156 230V231H157ZM129 231V232H130ZM161 231V230H160ZM159 233V231H157ZM167 232V231H166ZM256 233L255 236H259V234ZM132 234V233H130ZM167 234V233H166ZM156 235V234H154ZM133 236V234H132ZM264 236V235H263ZM261 236L260 239L258 237V239L261 241V238L263 237ZM131 237V236H130ZM152 237V236H150ZM167 238V237H166ZM208 240H211V243L210 245H206V241ZM252 240L254 241V243L252 242ZM258 240V242H259ZM263 240V239H262ZM264 242V241H262ZM169 244L170 243V239H169ZM257 244V242H256ZM129 245V244H128ZM132 246V247H131ZM170 249H171V245H169ZM176 247V246H175ZM171 252V251H170ZM176 252V251H175ZM256 253V254H255ZM169 254V253H168ZM178 254V253H177ZM169 257V255H167ZM167 257V258H168ZM156 258V257H155ZM170 258V257H169ZM136 260V259H135ZM173 262V261H172ZM175 262V261H174ZM173 262V263H174ZM170 262H168L169 264Z\"/></svg>", "mask_w": 264, "mask_h": 264}]
</instances>
